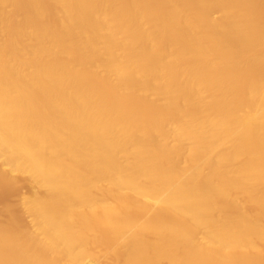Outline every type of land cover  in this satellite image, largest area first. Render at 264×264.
<instances>
[{
    "label": "bare ground",
    "instance_id": "bare-ground-1",
    "mask_svg": "<svg viewBox=\"0 0 264 264\" xmlns=\"http://www.w3.org/2000/svg\"><path fill=\"white\" fill-rule=\"evenodd\" d=\"M2 169L0 264H264V0H0Z\"/></svg>",
    "mask_w": 264,
    "mask_h": 264
},
{
    "label": "rangeland",
    "instance_id": "rangeland-1",
    "mask_svg": "<svg viewBox=\"0 0 264 264\" xmlns=\"http://www.w3.org/2000/svg\"><path fill=\"white\" fill-rule=\"evenodd\" d=\"M213 17L217 18L219 16L214 14ZM3 172L6 173V170H3ZM6 175L7 178H0V222L3 223L8 218V227L17 234L22 235L24 226L27 225L30 218L21 212L19 203L22 197L30 193V189L23 177L15 178L7 173ZM4 211H7L8 215H5Z\"/></svg>",
    "mask_w": 264,
    "mask_h": 264
}]
</instances>
